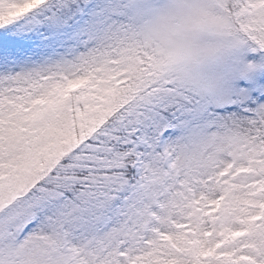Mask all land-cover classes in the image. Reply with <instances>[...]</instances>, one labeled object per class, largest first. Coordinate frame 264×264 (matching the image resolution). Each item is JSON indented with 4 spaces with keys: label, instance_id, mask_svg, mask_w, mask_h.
Here are the masks:
<instances>
[{
    "label": "snow or ice",
    "instance_id": "obj_1",
    "mask_svg": "<svg viewBox=\"0 0 264 264\" xmlns=\"http://www.w3.org/2000/svg\"><path fill=\"white\" fill-rule=\"evenodd\" d=\"M0 264H264V0H0Z\"/></svg>",
    "mask_w": 264,
    "mask_h": 264
}]
</instances>
